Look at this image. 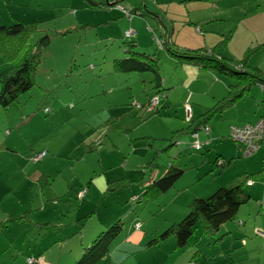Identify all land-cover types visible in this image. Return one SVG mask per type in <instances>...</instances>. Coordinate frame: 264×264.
<instances>
[{"label": "rangeland", "instance_id": "obj_1", "mask_svg": "<svg viewBox=\"0 0 264 264\" xmlns=\"http://www.w3.org/2000/svg\"><path fill=\"white\" fill-rule=\"evenodd\" d=\"M92 1L106 3V0ZM113 2L115 0H108V3ZM197 3L201 1L123 0L118 7L129 12L140 8L145 15H133L128 20L118 7H93L86 0H0V27L19 21L33 26V43L44 37L49 39L40 54L35 86L21 95L17 103L5 110L0 108V222L7 215L31 211L29 216L33 222L73 224L76 232V220L89 215L85 221L78 220L82 225L81 234L72 235L60 255L57 248L48 252V256H54L55 260L59 256L65 264L69 250L72 260L74 248H78L81 241L89 246L88 238H94L97 232L111 226L116 217L122 216L123 230L110 243L105 259L97 264L184 262L189 256L188 250H174L173 238L160 243L159 248L150 247L149 240L172 223L181 221L184 216L179 212L183 204L189 205L195 194L207 198L221 186L243 182L246 173L258 172L264 163V143L257 153L245 155L244 147L229 138L231 119L224 115L227 111L234 113L245 101L226 110L222 115L224 120L218 121L215 117L208 125L209 134L198 132L204 142L201 151H195L190 145L191 136L185 135L179 138L177 145L162 152L169 146L168 139L174 132L189 126L186 106L195 111H201L196 105L212 106L210 93L227 87L231 81L220 74L176 63L154 41L155 37H162L164 31L158 21L163 19L165 24H172L166 25L175 28L168 33H172L182 49L203 46L214 50L218 58H229L236 63L254 42L255 29L262 27L248 25L251 15L250 18L242 14L236 17L249 19L238 24L211 19L217 12L233 13V9H214L208 3V9L197 10V6L193 7ZM224 6L228 8L227 4ZM188 20L192 23H183ZM128 30L135 31L136 36L126 39ZM218 32L231 36V40L224 41L225 37L223 40ZM219 38L224 42L218 43ZM134 40L140 45L133 48V52L154 55L161 78L167 85L175 86L171 93L166 92L167 97L160 94L157 105L160 115L151 102L143 110L142 107L137 109L147 102L153 91L149 83L151 74H116L113 70V61L128 55L123 44ZM9 69L0 59V74ZM213 85L211 92L205 95V90ZM250 93L252 98L261 97L254 109L257 116H264L262 91L255 87ZM245 99L249 103L247 96ZM232 124H236L235 121ZM93 143L99 146L90 152L89 146ZM40 153L45 156L35 162ZM217 156L230 161L221 173L214 165ZM154 160L157 170L169 166L173 160L184 170L174 188L158 201L132 203L126 195L137 190L142 193V187L137 185L105 190V176L109 181L138 183L144 168ZM35 172L40 173L37 184L28 179ZM45 176L51 179L48 187ZM254 182L253 187H243L252 200L239 214L246 218L248 211H252L246 221L248 226L238 229L236 224H228L236 227L234 231L239 230L242 236L226 241L219 236L220 244L215 243L217 238L211 237H202L197 242L206 250L207 259L215 258L211 264H264V240L252 233L254 229L262 230L258 227L264 222V209L258 215L264 199V180ZM192 194L194 196L190 197ZM185 210L187 213V207ZM136 224L141 228L135 229ZM22 227L34 231L27 224H13L8 229L18 231ZM245 228L251 235L244 236ZM259 230L257 234L261 233ZM22 240L19 241L22 243ZM242 241L247 242L246 247L241 245ZM28 242L26 239L24 253L20 251L16 255L15 264H25L31 254ZM233 243L235 248L230 247ZM3 254L0 264H13L11 253ZM259 258L262 259L258 263Z\"/></svg>", "mask_w": 264, "mask_h": 264}, {"label": "trees", "instance_id": "obj_2", "mask_svg": "<svg viewBox=\"0 0 264 264\" xmlns=\"http://www.w3.org/2000/svg\"><path fill=\"white\" fill-rule=\"evenodd\" d=\"M86 1H89L93 7L98 8L118 7L122 2V0H117L110 5L108 2L103 4L92 0ZM200 4L201 3L194 4L193 7L197 6V10H201L199 7ZM118 8L122 10V15L128 20H130L133 15L145 16L144 13L141 12L140 8H134L130 12L121 6ZM193 10H196V8ZM183 23L191 24L192 22L188 20ZM158 24L162 27L172 25L168 23L165 24L163 19H160ZM166 29L169 31V29L173 30L175 28L166 27ZM33 30V26H29L28 24L19 21L14 22V24L10 26L0 27V59L10 66L8 71L0 74V108L3 110L17 103L21 95L28 93L35 86L36 82L34 81V78L40 64V54L42 49L48 46L49 39L44 37L38 42L33 43L31 40ZM171 34L172 33L169 34L168 32L165 34L164 32L162 37H155L154 41L157 43L158 48L163 50L176 63L186 67L204 69L212 74H220L231 81V83L227 85L226 89L223 90L222 97L217 100L212 107L204 108V111L200 116L194 118L191 116L189 117L187 109L191 110V108L186 106V113L188 115L187 121L189 126L187 129L174 132L168 139L170 142L169 146H166L162 150L163 153L167 152L170 147L179 143V138L181 136L189 135L193 140V142L190 143L191 147L195 151H201L204 142H201L199 139L198 132L204 131L205 134H209L210 129L208 125L210 122L215 117H217L218 121H221L223 119L222 115L224 112L236 106L239 101H242L251 89L259 87L264 95V65L253 66L250 64V59L255 55H259L257 52L260 50V46L256 45L248 47L242 54L238 63H236L234 60L229 58H218L214 50H209L203 46L197 49H182L178 46L177 42L174 41V38L171 37ZM135 36L136 32L132 31L130 36L125 37L126 39H131ZM229 39L230 36H227L224 41H228ZM224 41L221 40L220 43ZM138 44L139 42L137 43L136 40L123 44L124 52L128 55L121 60H114L113 70L116 74H151L152 80L149 81V83L151 84L153 91L148 95L147 102L142 106H137V109L139 110V108L142 107L141 110H143L150 104V102L152 103L153 99L156 98L157 104L154 105L156 107L153 108H155L156 113L159 114L157 105L160 94L162 93L163 96L167 97L166 92H170L173 87H171V85H167L161 78L158 59L156 60L154 55L133 52V48L138 46ZM259 123H263L264 125V119H259L253 123L246 122L242 125L231 124L230 126L229 138L244 147L245 155H253L254 153H257L263 147L264 137H257L255 134L254 137L249 138L251 143L258 146L256 150L249 154L247 152L249 149V142L236 139L234 131L243 129L244 127L254 128ZM98 146V143L90 144V152L96 151V147ZM40 154H38L37 157ZM44 156L45 155L43 154V157ZM155 160L153 162H149L146 168H144L145 171L142 179L140 182L136 183L137 186H142V193L135 198L131 197L130 200H132V203L136 201L147 204L158 201L162 196L174 188L176 182L183 176L184 170L175 165L174 160L169 163V166L164 167L162 170L156 169L157 166L155 165ZM229 163L230 161L220 159V157L217 156L214 165L221 173L226 170ZM44 178L46 180L45 186L49 185L51 179L46 176ZM261 179L264 180V163L258 172L250 174L246 173V178L243 182L234 183L227 187L221 186L207 198L195 197L189 203L187 207L188 212L186 213L185 211L186 214L183 215L184 217L182 220L172 223L161 233L154 234L149 240V246L159 248L160 243L173 238L174 250H188L189 261L186 264H211V260L215 258L211 257L207 259L208 256L206 250L197 245V242H199L202 237H211L217 238L215 243L220 244L218 242L219 236L223 237L225 241L228 238L231 239L232 225L228 226V224H236L238 229L245 227L247 224L246 221L249 220L250 217L247 216L246 220L240 219L239 214L242 207L249 206L252 198L244 191L243 187L244 185L253 187L255 185L254 181ZM132 183L133 182H129L127 180L108 181L106 191L126 188L129 187V185H132ZM67 196L68 194H66L65 197ZM262 201L263 204H260L261 208L260 211H258V215H260L261 211L264 209V199ZM30 213L31 211H27L21 215H8L0 222V235H2L9 228V226L19 223H31L36 227V229H39L42 232H61L67 229L70 225H54L51 222L32 223L29 216ZM88 217L89 215L78 220L85 221ZM78 220H76L78 223V230L76 234H79L82 231V225ZM122 221L123 218L120 216V218H117L111 226L105 228L104 231H100L99 233L97 232L98 234H95L89 246L82 247L78 250L79 252L75 255V257H73L74 262L71 260L69 264H97L98 262L104 260L106 254L110 252V243L124 228ZM137 226H139L138 229H140L139 224L135 225V229ZM256 230L259 229H254L252 233L255 232L256 235L260 236L256 233ZM245 231V234H251V232L247 231L246 228ZM259 231L264 233V230ZM261 238L264 240L263 237ZM224 240L223 242H225ZM245 244L246 241L241 242L243 247H246ZM220 247L222 246L220 245ZM230 247L235 248L236 245L233 243ZM31 258L34 259V257ZM198 258H202L203 260L200 262L198 261ZM66 260H68L67 257L64 260L65 264L68 262H66ZM36 262L37 261L35 260L33 264ZM26 264H28L27 261Z\"/></svg>", "mask_w": 264, "mask_h": 264}, {"label": "crops", "instance_id": "obj_3", "mask_svg": "<svg viewBox=\"0 0 264 264\" xmlns=\"http://www.w3.org/2000/svg\"><path fill=\"white\" fill-rule=\"evenodd\" d=\"M115 1H117V0H115ZM224 1H227V3H224ZM122 2H123V0H122ZM208 3L211 4L210 6L214 9L217 7H218V9L219 8L220 9H229V7L233 9L232 10L233 13L229 12V13L225 14L223 12H217V14H215V16H212L211 19H217L218 21H223V22L234 21V24H236V23L238 24L239 21L245 22L246 20H249L246 18H247V16L249 17L251 15V18L249 17L250 23L248 25H262V27H260L259 29H255V31L253 32V33H255L257 38L253 34L252 38H253L254 42H252L251 45L247 46V48L253 47L256 45L260 46V50L257 52V54H259V55H255L253 58H251L250 64L253 66H263L264 65V0H205V1L203 0V1H201V4L199 6L200 9H208V7H209ZM225 4L228 5V8H225V6H224ZM241 14L243 16H245L246 18L245 17L242 19L236 18V17H241ZM162 28L164 30L162 35H164V32H165V34H167L168 31H167L166 27H162ZM218 34L220 35V37L223 38V40H224V37L228 36L226 34L221 35L223 33H220V32H218ZM229 35H231L230 32H229ZM171 37H172V34H171ZM204 40H206L205 36H204ZM219 40H220V38H219ZM230 40H231V36H230ZM220 41L218 43H220ZM206 45H207V43H206ZM241 56L242 55L239 56V59L241 58ZM199 76H200V74H199ZM181 85H182V83H181ZM171 87H173V89H174L175 86H171ZM213 88H214V85L212 87H209L208 90H205L204 94L208 95ZM173 89H171V90H173ZM225 89H226V87L222 86V87H219L218 92H211L210 93V102H212V104H213L217 100H219L223 95V90H225ZM171 92L172 91H170V93ZM250 92H251V90L246 95L248 97V99H250L249 103L247 102V99H245V97H246L245 96L244 99L242 100V101H245L244 104H242L240 107H237V109H235L236 111L234 113H228V111L227 112L225 111L226 114L224 116H225V118L229 117L231 119V124L234 123V121H235V123L237 125H239V124L242 125L246 122L247 123H249V122L253 123L259 119H264V116H257L255 113V109H254L255 104L258 105L261 97L259 95H257L256 99L252 98V97H250L251 96ZM192 98H193V95L191 96L190 100ZM196 106H197V108H200L201 111H197V110L195 111L191 108L189 117L190 116L192 118L198 117L203 113L204 108L212 107V106L201 107L202 105H196ZM234 107H236V106H234ZM249 108H250V110H249ZM229 112H231V111H229ZM234 126H236V125H234ZM5 150H8V149L6 148ZM39 177H40V173L35 172V173H33V175L31 177H28V179L31 182L37 184ZM108 181L109 180L107 179V176H105V185H106L105 190L107 188ZM114 181H117V180H114ZM136 183L137 182H133L131 186L136 185ZM89 187L90 186L88 185V188ZM140 187H142V186H140ZM139 194H140V191H138V190L137 191H131V194H127L128 196L126 195V198L127 199H130L131 197L135 198ZM193 196H194V194L190 195V197H193ZM194 197H200V196H199V194H195ZM189 200L190 199L188 198V201ZM191 201H192V199H191ZM186 207H188V204L187 203L183 204L182 210L179 212L180 216L184 215V213L186 211L185 210ZM19 215H21V214H19ZM247 216L251 218V216H252L251 210L248 211V213L246 214V217ZM117 218H120V216L116 217L115 219H117ZM239 218L240 219H246L243 216L239 217ZM30 220H31V218H30ZM241 221H244V220H241ZM31 222L37 223V222H33L32 220H31ZM19 224L25 225L26 223H19ZM27 225L33 227L34 231H30L29 229H26V227H22V229H20L18 231H14V230L10 231V229H7L2 235H0V255L2 256V255H4L3 253L7 254L10 252L11 253L10 259L13 260V264H15L14 261L17 260L16 255H18V253L20 251L21 252L23 251L24 245L26 243V239H29V242L27 243V244H29V246L27 247V249L29 251H31V254L29 256H27V258L24 262L25 264H26L27 259H29L31 257H34V259L36 258L35 260L37 262L35 264H63L62 258H60L58 256L57 259L55 260L54 256L53 257L51 255L48 256V252H50L53 248H57L58 255H60L61 251L64 249V246H66V244L68 243V240H71V238L74 237L72 235L76 234L77 231L76 232L74 231L76 226L71 225L67 229H65L61 232H52V231L45 232L46 234L43 235V232L40 231L39 229H36V227L33 226L31 223H28ZM246 226H248V222H247ZM234 228H236V227H234L232 225L231 239H233L234 237H241L242 236L240 234V231L239 230L234 231ZM258 228L264 230V222L260 223V226ZM30 233H31V235L29 237L25 238L26 235H28ZM80 234L81 233H79L78 235H80ZM253 234H255V232ZM245 235H247V234H245ZM248 235H251V234H248ZM258 237L261 238L260 236H258ZM20 239H23L22 243H21V241H19ZM92 239L88 238L87 242L90 244V241ZM83 245H84V243H82V241H81L78 248H74L75 253H74L73 257H75V255L79 252L78 250H80L82 247H87V246H83ZM245 245L247 246V242ZM22 253H24V251ZM71 253H72L71 250H69V255L66 256L68 258V260H66V262L68 261V263L71 261L70 260ZM245 253H246V250H245ZM261 259L262 258L258 259V263L260 262ZM188 261H189V256L186 257V259L184 260V262L182 264H186Z\"/></svg>", "mask_w": 264, "mask_h": 264}, {"label": "built area", "instance_id": "obj_4", "mask_svg": "<svg viewBox=\"0 0 264 264\" xmlns=\"http://www.w3.org/2000/svg\"><path fill=\"white\" fill-rule=\"evenodd\" d=\"M132 34V31H127L125 33V36H130ZM157 104V99H153L152 101V105H156ZM189 109H187V112H188ZM189 115V114H188ZM235 133V138L240 140V141H246V142H249V149H248V153L250 154L252 151L256 150L257 149V145H254L253 143H251V141L249 140L250 137H254L255 134L257 135V137H264V125L263 123H259L257 124L256 127L252 128V127H244L243 129H240V130H235L234 131ZM40 156L42 157L43 154H40L36 159L35 161H38L40 159ZM139 226H137L136 228H138ZM259 235L261 237L264 238V233H259ZM35 262L34 259H28L27 260V263L28 264H33Z\"/></svg>", "mask_w": 264, "mask_h": 264}, {"label": "water", "instance_id": "obj_5", "mask_svg": "<svg viewBox=\"0 0 264 264\" xmlns=\"http://www.w3.org/2000/svg\"><path fill=\"white\" fill-rule=\"evenodd\" d=\"M106 2H108V0H106ZM110 5H112L113 3H109Z\"/></svg>", "mask_w": 264, "mask_h": 264}]
</instances>
